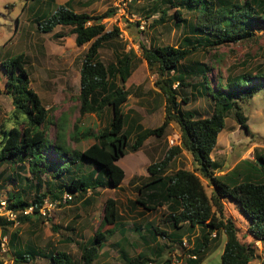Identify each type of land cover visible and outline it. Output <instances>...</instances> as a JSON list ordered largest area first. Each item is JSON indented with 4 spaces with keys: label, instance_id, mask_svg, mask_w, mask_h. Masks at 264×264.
I'll return each mask as SVG.
<instances>
[{
    "label": "trees",
    "instance_id": "16d2710c",
    "mask_svg": "<svg viewBox=\"0 0 264 264\" xmlns=\"http://www.w3.org/2000/svg\"><path fill=\"white\" fill-rule=\"evenodd\" d=\"M30 2L35 5L37 0ZM151 3L153 7L144 14V18L158 12L157 19L152 20L155 24L169 22L173 27H183L188 31L176 47L153 44L147 47L138 43L140 56L155 74L154 85L164 99L163 120L153 128H142L136 122L137 117L131 118L128 124L122 111V104L128 95L124 83L135 66L134 51H120L107 64L97 57L98 49L118 36L117 28L106 31L101 23V19L114 13V8H107L97 15L78 13L71 9L70 0H67L49 13L39 9L33 12L38 32L48 33L60 25L69 27L75 45L88 42L78 71V111L80 115L93 113L100 117L108 109L109 117L102 128L96 131L88 127L81 129L74 124L69 134L71 139L93 140L82 150L65 147L57 130L56 141L45 142L46 132L40 125L45 121L47 109L28 87L24 54L18 53L1 60L0 68L5 75L4 89L10 94L13 110L11 117L3 121L0 127V165L17 164L18 171L12 172L13 178L7 175L5 180H12L7 181L11 185L23 180L27 190H34L30 201L24 197L26 189L17 188L15 192H7V208L16 211L29 203L39 205L44 197L56 198L63 191L77 192V195H73L81 196L87 189L94 192L97 187L118 188L124 173L115 161L125 154L126 149L137 150L148 136H161L173 121L179 130L180 143L167 149L158 161L146 166L148 176L136 188L138 196L133 204L145 211L164 206V222L175 232L165 233L149 223L144 226L145 229L148 231L151 228L154 235L164 236L168 242L180 243L179 230L184 228L189 233L195 228L196 236L192 239L191 247L185 250L193 257L185 258L184 264H200L211 242L214 243L220 234L224 236L221 264H249L255 257L253 244L238 240L236 225L230 216L224 217L222 203L228 202L236 207L247 223L246 230L251 239L264 240V147L253 152L252 160L242 159L221 174H215L221 171L220 164L210 157V153L229 110L232 109L235 120L245 133L250 132L240 105L258 90H264V63L253 71L230 75L225 79L218 75L212 83L208 76L211 66L191 59L190 54L195 50L208 51L221 44L251 37L253 29L264 24V0H155ZM34 5H31V9ZM171 8L173 13L168 14ZM184 12L191 15L181 17ZM195 98H205L211 103L208 116L201 117L196 110H183L180 107V103L187 104ZM132 131L134 134L129 143L128 136ZM181 150L190 154L194 169L178 168L171 174H164L169 162ZM46 151L54 153L55 158L49 157V153L45 155ZM81 163H90L94 167L85 171L83 176H78L74 165ZM61 164H69L67 173H57V166ZM22 170L31 179L20 176ZM43 174H47L49 179L40 191V176ZM201 178L210 188L209 195L204 191ZM5 184L0 182V187ZM88 200L84 203H88ZM101 210V219L91 238L88 241H74L79 250L77 260L65 251L53 250V246L48 250L32 242L20 246L17 231L14 230L10 231L7 243L12 262L26 264L39 257L47 259L48 264H92L99 254L105 234L120 224L114 198L106 197ZM18 220L19 223H30L29 216L18 215ZM0 225V233L4 234L5 225H10V222L0 219ZM104 225H110V228L103 230ZM66 229L70 231L73 227L68 225ZM67 240L72 241L69 236ZM165 247L166 244H156L153 248L157 252L153 259L144 252L133 257L119 252L120 264H148L156 261L157 264H169V258L155 260Z\"/></svg>",
    "mask_w": 264,
    "mask_h": 264
},
{
    "label": "rangeland",
    "instance_id": "374dc122",
    "mask_svg": "<svg viewBox=\"0 0 264 264\" xmlns=\"http://www.w3.org/2000/svg\"><path fill=\"white\" fill-rule=\"evenodd\" d=\"M66 1L37 0L34 5L30 0H0V61L18 53L24 54L28 87L37 94L41 105L47 109L45 121L40 125V128L46 132L45 142H55V131L57 130L60 132V138L65 147L82 150L93 140L92 138L79 141L71 139L69 134L72 132L74 124L81 129L88 127L96 131L102 128L109 117L108 109L104 110L100 117L93 113L80 115L78 111V71L88 42L80 46L75 45L74 35L69 32V27L60 25L55 26L48 33L38 32L36 21L33 19L35 10L39 9L49 13L58 4H63ZM154 1L70 0L71 9L78 13L97 15L107 8H114V13L101 19V23L106 31L114 27L117 28L118 36L104 43L98 49L97 57L103 64H107L113 61L115 55L120 51L128 49L134 51L135 66L124 83V89L127 90L128 95L122 104V111L126 115L128 124L131 123V118L137 117L136 122L140 123L142 128H153L161 123L164 117V99L154 85L155 74L147 68L145 61L140 56L138 43L147 47L152 44L176 47L179 46L180 38L188 34L185 28L173 27L172 23L159 25L152 22L157 19L158 12L144 18V14L153 7L151 2ZM31 5H34L32 9ZM167 13H173V8L169 9ZM189 15L191 14L184 12L181 17ZM253 32V35L245 40L221 44L208 51L195 50L191 52L190 57L211 66L208 76L212 83L215 82L218 75L225 79L230 75L235 76L253 71L254 68L264 63V24L254 28ZM54 35L57 36L54 37ZM4 82L5 75L0 68V127L8 117H11L13 110L10 94L4 89ZM180 107L183 110H196L201 117H205L210 113L211 103L205 98H195L187 104L180 103ZM240 108L250 132L246 134L239 126L232 109L227 112L224 127L219 131L220 133L218 132L216 145L210 154V157L220 164L219 174L230 169L242 159L252 160L253 152L264 147V90H258L251 98L242 102ZM133 131L135 132V130ZM133 131L128 136L129 143L132 141ZM172 134L177 137L179 135L178 127L173 121L167 125L161 136H148L135 151L126 149V153L116 160L125 176L118 188H100L96 196L95 192L91 191H86L81 196L71 194L72 199L62 207L55 208L47 218L36 217L33 222L30 219V223L5 225L6 235L8 236L10 231L16 230L20 246L29 242L38 245L43 250L52 249L53 246L55 248L53 250L65 251L74 260H77L79 250L74 241L79 240L82 236L74 231L76 223L85 222L84 226L86 227L83 230L86 231L89 217L95 216L97 219L95 220L99 222L102 215V202L106 197H112L116 200L120 226L118 225L113 231L105 234L104 246L92 264H120L119 247L123 248L130 256L136 255L137 252H144L153 259L157 252V249L153 248L156 244H166L167 247L155 260L169 258L170 263L184 264L187 253L185 250L191 247L197 230L194 228L188 233L182 228V231L179 230L182 243L168 242L169 240L164 236L154 235L151 228L147 231L144 227L149 223L165 233L175 232L168 223L164 222L166 214L164 206L158 207L154 211H145L139 205L133 204L134 199L138 196L136 188L146 181L148 175L145 170L146 166L151 162L158 161L167 149L173 147L167 143V138ZM44 154H48L52 159L56 156L51 151H46ZM15 165L11 166L5 163L0 165V182H6L0 187V196L6 197L7 192H15L17 188L26 189L24 197L30 201L33 198L34 190H27L26 182L21 180L19 184L11 185L7 181L12 180H5V176L11 175L10 178H13L12 172L18 171V165ZM68 165H58L57 173H67ZM74 166L78 176H83L85 171L94 167L90 163ZM194 167L190 154L181 150L169 162L164 174H171L178 168L193 170ZM21 175L31 179L25 170L20 171ZM48 179L47 174L40 176V191L45 188L44 183ZM32 183L34 184V179ZM201 183L204 186V191L209 195L210 188L202 178ZM87 199H89L88 203H84ZM222 208L224 217L230 216L234 221L238 240L242 243L252 242L247 234V223L243 221L244 219L236 207L231 203L223 202ZM75 212L80 216H73ZM68 225H72L73 230H67ZM96 225L93 224V226ZM103 227L109 229L110 225ZM90 231L94 230L90 229ZM67 236L71 237L72 241L69 242ZM85 237L83 236V239ZM211 243L200 264H221L220 253L224 236L220 234L219 238ZM10 255L9 251L0 255L5 260V264H14L10 261ZM261 258L264 263V252H256L249 264H260ZM150 263L157 264V261ZM26 264H48V260L36 257Z\"/></svg>",
    "mask_w": 264,
    "mask_h": 264
},
{
    "label": "clouds",
    "instance_id": "9594fccd",
    "mask_svg": "<svg viewBox=\"0 0 264 264\" xmlns=\"http://www.w3.org/2000/svg\"><path fill=\"white\" fill-rule=\"evenodd\" d=\"M130 1V0H129ZM170 137V136H169ZM168 137V138H169ZM168 138H167V143H168ZM178 138H180L179 137V135H178ZM180 143V139L178 140V142L176 143V144H172V145H169V146H175V145H178ZM126 153V152H125ZM122 157V156H121ZM119 159V158H118ZM115 163H116V161H115ZM117 164V163H116ZM121 168V167H120ZM122 169V168H121ZM146 170V169H145ZM220 172V171H219ZM86 173V172H85ZM123 173H124V171H123ZM84 174V173H83ZM148 174V173H147ZM215 174H219V173H217V172H215ZM148 176V175H147ZM125 176H123V178H124ZM122 178V179H123ZM122 183V180H121V182H120V184ZM206 184V183H205ZM120 186V185H119ZM204 187V186H203ZM97 188H99V187H97ZM97 188H95L94 189V192H97ZM100 189V188H99ZM102 189H104V188H102ZM111 189H113V188H111ZM116 189V188H115ZM86 191H89L90 192V189H87ZM94 192H92V193H94ZM71 194H76L77 195V192H75V193H70V192H68V191H63V192H61L60 194H57V197L56 198H52V197H48V196H46V197H44L43 199H42V202L39 204V205H36L35 203H29L26 207H24V208H22V209H17L16 211H14V210H11V209H9V208H7V201H6V197H1L0 196V200H4L5 201V206H4V210H9V211H12V212H14L15 213V217L12 219V220H9V219H7L6 218V216L3 214V213H0V219L2 220V221H6V222H10V225H16L17 223H19V220H18V215H21V216H29L30 217V219H31V221L33 222V219H35L36 217H39L40 219L41 218H47V217H49L50 216V214L53 212V210L55 209V208H58V207H62L64 204H66L67 202H69L71 199H72V197H71ZM75 196V195H74ZM64 197V201H62V198ZM45 203H52L53 204V207L52 208H50L48 211H46L45 212V214H41L40 213V208L45 204ZM28 207H32V210L30 211V212H26V213H23V211L24 210H26ZM76 214H77V212H75ZM98 226V225H97ZM105 226V225H104ZM97 228V227H96ZM110 228V227H109ZM102 229H103V227H102ZM103 230H105V229H103ZM0 231H1V225H0ZM95 231V230H94ZM94 233V232H93ZM169 233V232H168ZM212 235H213V233H212ZM5 238V241H4V243H3V246H1L0 245V255L2 254V253H4V252H8L9 251V249H8V246H7V243H8V238H9V234H8V236L6 235V232L4 233V234H1L0 233V243L2 242V238ZM106 239V238H105ZM252 240V244H253V247H254V253H255V255H256V252H258V253H262L263 252V249H264V247L262 248V250H259V249H256L255 248V246H254V242L255 241H257V239H251ZM259 240V239H258ZM104 241H102L101 242V244L103 243ZM182 243V242H181ZM101 248V247H100ZM100 250V249H99ZM11 256V255H10ZM185 256H186V258L187 257H193V256H190V255H188V253H186L185 254ZM130 257H133V256H130ZM11 262H12V258H11V260H10ZM5 264V260L4 259H2L1 257H0V264ZM172 263V262H171ZM170 263V260H169V264H171ZM148 264H150V262L148 263ZM261 264H262V261H261Z\"/></svg>",
    "mask_w": 264,
    "mask_h": 264
},
{
    "label": "built area",
    "instance_id": "2783aa9c",
    "mask_svg": "<svg viewBox=\"0 0 264 264\" xmlns=\"http://www.w3.org/2000/svg\"><path fill=\"white\" fill-rule=\"evenodd\" d=\"M179 138L175 135L172 134L169 138H168V144L172 145V144H176L178 142ZM62 201H64V197L62 198ZM4 206H5V201L4 200H0V213H3L7 219L12 220L15 217V213L9 210H4ZM53 207L52 203H45L41 208H40V213L41 214H45L46 211H48L50 208ZM32 210V207H28L26 210L23 211V213L26 212H30ZM5 241V238H2V242L0 243L1 246H3V243ZM254 246L256 249L262 250V248L264 247V240H257L254 242ZM263 260V258H261V261ZM4 264V263H3ZM153 264V263H150ZM173 264V263H171ZM261 264V263H260Z\"/></svg>",
    "mask_w": 264,
    "mask_h": 264
},
{
    "label": "crops",
    "instance_id": "0c3cea01",
    "mask_svg": "<svg viewBox=\"0 0 264 264\" xmlns=\"http://www.w3.org/2000/svg\"><path fill=\"white\" fill-rule=\"evenodd\" d=\"M220 133V132H219ZM216 145V144H215ZM214 148V147H213ZM212 151V150H211ZM211 154V153H210ZM211 156V155H210ZM218 173V172H217ZM97 190V192H95L94 194H95V196L99 193V188H97L96 189ZM91 200H94V199H91ZM66 213V212H65ZM64 213V215H66ZM76 215V213H73V216H75ZM77 216H80V214H77ZM96 219V217L95 216H91V217H89V221L87 222V224H88V228H87V230L86 231H84L83 230V228H85L86 226H84L85 225V222L83 223V222H77L76 224V226L74 227V228H76L74 231H75V233H78L79 235H81L82 236V238H80L79 240H82V241H88L90 238H91V236L93 235V232L92 231H90V229H92V230H95L96 229V227H97V225H98V221H96L95 220ZM67 224V223H66ZM93 224L95 225V224H97L96 226H93ZM106 226V225H105ZM103 229H104V227H103ZM79 230H81V231H79ZM83 236H86L85 237V239H83ZM123 239L125 240V238L123 237ZM105 242V241H104ZM104 242L101 244V248H102V246H104ZM114 246V245H113ZM100 248V249H101ZM118 250H119V252H124L127 256H130V255H128V253L123 249V248H118ZM99 253H100V250H99ZM137 253H139V252H137Z\"/></svg>",
    "mask_w": 264,
    "mask_h": 264
}]
</instances>
